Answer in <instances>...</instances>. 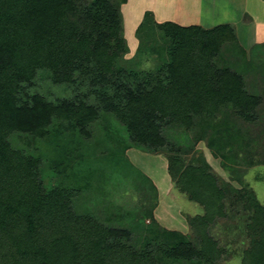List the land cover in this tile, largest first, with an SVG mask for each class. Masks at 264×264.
I'll use <instances>...</instances> for the list:
<instances>
[{"label": "trees", "instance_id": "16d2710c", "mask_svg": "<svg viewBox=\"0 0 264 264\" xmlns=\"http://www.w3.org/2000/svg\"><path fill=\"white\" fill-rule=\"evenodd\" d=\"M124 2L0 0V264H214L221 249L209 226L227 215L226 203L237 207L234 217L240 210L245 221L250 243L244 264H264V204L257 194L220 178L203 155L185 161L195 143L165 147L162 134L164 126L189 129L198 117L214 118L227 106L251 119L260 96L246 89L241 73L216 60L225 43L237 41L234 27L146 17L138 28L150 21L161 30L168 38V57L154 70L125 67L120 64L128 51ZM143 47L140 42L134 59ZM152 50L159 53L158 46ZM42 72L74 97L53 102L38 92L23 96ZM99 107L115 115L138 147L168 150L176 187L204 210L188 217L192 236L151 222L144 244H131L130 230L77 213L69 189L45 191L38 159L8 142L15 131L45 136L54 117L73 131L83 128ZM228 125L208 135V146L222 159L238 156L237 134Z\"/></svg>", "mask_w": 264, "mask_h": 264}, {"label": "rangeland", "instance_id": "374dc122", "mask_svg": "<svg viewBox=\"0 0 264 264\" xmlns=\"http://www.w3.org/2000/svg\"><path fill=\"white\" fill-rule=\"evenodd\" d=\"M185 1L126 0L121 3L123 34L128 51L120 64L139 70H154L164 62L168 57V38L161 30L151 27L150 21L145 22L141 29L138 27L147 20L146 17H152L156 22L175 20L188 24L184 22L187 16L180 7ZM217 1L211 0V4ZM224 1L216 6H202L205 26L214 27L219 24L218 20H226L229 13L233 15L231 7L224 6ZM250 15L246 14L244 20L250 19ZM241 39L246 37L241 36ZM140 42L144 47L134 59ZM154 45L159 47V53L153 52ZM216 60L220 65L230 66L241 73L246 89L259 95L261 102L249 120L227 106L214 118L203 120L198 117L189 129L175 124L164 126L162 134L168 142L165 147L171 143L188 147L194 142V148L183 156L185 161L203 155L220 178L235 187L253 190L260 203L264 204V47L250 48L246 55L237 42H227ZM35 92L53 102L75 95L64 84L53 83L43 72L25 87L22 95H33ZM92 100L90 98L89 102ZM95 102L98 103L97 100ZM207 123L209 127L204 131L203 126H208ZM226 124L237 134L234 135L237 158L229 155V159H222L208 146V135L215 133L216 127ZM124 129L115 115L99 107L96 118L83 128L73 131L68 122L54 117L43 137L15 131L7 139L11 147L38 159V174L45 191L56 186L69 189L77 213L95 215L104 224L130 230L131 244L137 247L144 244L149 237L145 226L151 222L192 236L188 217L204 210L202 205L187 199L176 187L168 170V150L157 152L138 147ZM203 132L204 137L200 139ZM226 205L227 215L217 217L209 226V232L215 236L221 249L214 264H244L249 257L246 253L250 243L245 221L241 220L240 210L234 217L237 207ZM151 212L152 217L148 215ZM230 215L231 218L228 217ZM230 228L233 232L228 239Z\"/></svg>", "mask_w": 264, "mask_h": 264}, {"label": "crops", "instance_id": "0c3cea01", "mask_svg": "<svg viewBox=\"0 0 264 264\" xmlns=\"http://www.w3.org/2000/svg\"><path fill=\"white\" fill-rule=\"evenodd\" d=\"M220 3L221 0H218L212 4L216 6ZM210 4L211 0L206 2L205 0H186L180 7L184 11L183 14L187 16L184 22L188 24L182 25L198 24L209 28L205 26V22L202 20L201 10L202 6ZM224 6H230L229 9L233 15L229 13L226 20H218V23L225 24L227 22L234 27L237 36L236 42L243 52L247 55L250 48L264 47V0H225ZM246 14H251V18L244 20ZM175 22L179 23L178 21ZM241 36H245L246 39L242 40Z\"/></svg>", "mask_w": 264, "mask_h": 264}]
</instances>
